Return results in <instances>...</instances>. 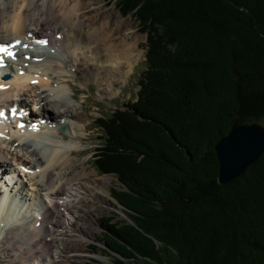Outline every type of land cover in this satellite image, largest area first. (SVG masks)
I'll return each instance as SVG.
<instances>
[{
	"label": "trees",
	"instance_id": "16d2710c",
	"mask_svg": "<svg viewBox=\"0 0 264 264\" xmlns=\"http://www.w3.org/2000/svg\"><path fill=\"white\" fill-rule=\"evenodd\" d=\"M106 1L147 36L136 99L97 120L133 222L104 220L110 264H264V154L220 186L214 151L264 120V0Z\"/></svg>",
	"mask_w": 264,
	"mask_h": 264
},
{
	"label": "bare ground",
	"instance_id": "6f19581e",
	"mask_svg": "<svg viewBox=\"0 0 264 264\" xmlns=\"http://www.w3.org/2000/svg\"><path fill=\"white\" fill-rule=\"evenodd\" d=\"M101 6L89 0H0V45L10 46L17 39L25 49L23 53V50L14 52L22 59L20 64L10 66L13 78L7 82L8 89L0 91V110L15 105L14 97L19 99L18 106L29 108L24 97L27 89L35 88V91L31 90L34 96L31 104L34 113H38L36 121L44 117L75 132L67 134L68 138L66 136L63 140L56 136L60 133H51L43 127L18 130L16 124L14 128L8 123L0 124V143L10 150L14 144L33 158L27 162L23 156L11 155L16 165L30 172L23 175L17 168L9 171L13 170L18 179L28 182L29 190L40 195L44 207L42 214L34 212L22 224L13 223L7 234L0 237V246L5 247L0 253L3 264H73L72 261L77 264L78 260L86 257L81 251L82 240L77 239L93 237V230L79 225L82 220L78 219V213L88 215L91 212L84 205L98 198L100 190L104 191L103 179L91 178L84 167L79 171L76 165L87 151L85 148L77 150L76 144H84L91 138L87 133L90 124L83 121L87 120L92 102L86 97L77 105L75 97L78 95L66 93L62 83L72 72L84 85L100 80L101 92L114 97L120 93L119 86L131 74L139 54L137 40L134 39L136 33H127L126 22L106 15ZM38 40L46 41L47 46L37 43ZM31 43L36 48L31 49ZM51 51L57 63L37 65L24 59L29 53L31 58L39 59ZM68 83L64 81L70 92L78 93ZM56 96L61 99L56 100ZM51 114H57L59 118H51ZM78 127L81 128L80 134L76 136ZM3 155L0 154V172L10 164ZM75 172L78 173L75 175ZM14 173L8 181L14 192L8 190L9 186L5 189L7 185L3 181L0 185V224L5 226L9 223L3 216L6 205H9V214L15 212V202L18 205L24 203L28 196L18 179L12 181L16 178ZM109 179V176L104 177V181ZM61 219L65 221L64 226ZM59 226L61 230L56 229ZM51 250L54 256L48 253Z\"/></svg>",
	"mask_w": 264,
	"mask_h": 264
},
{
	"label": "rangeland",
	"instance_id": "374dc122",
	"mask_svg": "<svg viewBox=\"0 0 264 264\" xmlns=\"http://www.w3.org/2000/svg\"><path fill=\"white\" fill-rule=\"evenodd\" d=\"M50 2H53V0H50ZM89 2L96 3L99 5L101 4L102 12H104L106 15H109L110 17H119L121 20L126 22L128 28H126L127 30L125 31L127 33H133V32L136 33L134 35V39L137 40L136 42L137 43V53H139L137 62L133 63V69H132L131 74L126 79V81L123 82L124 84H121L119 86V88H121V91L118 95H115L114 97L109 96L106 92H101V89H103V87L98 86L99 84H101L100 80H97L95 82H89L87 85H84V84H81L79 81H77L78 76H76L75 73L72 74V72H69L67 74V77L64 80L61 79V81L63 80L62 85L66 93L72 96L78 95V97H75V99L78 100V101H75L77 105L81 99H85L86 97H87V100L92 102L91 109H89L87 112V120L83 121V123L90 124V131H88L87 133L91 134V138L89 140L87 139L86 142H84V144H81V145L76 144L77 150L79 149L81 150L82 148L87 149V151L80 157V160H79L80 162H78L76 165L79 171L84 167L91 178L93 177V179H96V178L103 179L102 186L105 191L104 192L100 190L98 198H94L93 199L94 201H90L89 204L84 205V207H87V209L91 211L88 214L89 216L80 211L78 213V215L80 216V218L78 219L82 220L78 222L79 225H82V227H84V229L86 230H93V233H92L93 237L77 239V240H82L81 241V245H82L81 251H83L86 256L82 258V260H78L77 264H90L91 262H97L100 264H110V262L112 261V256L107 255L106 252L104 251L105 247H104V236L103 235L105 234L106 229H104L103 222L104 220H109L108 222L112 224V226H114L115 224H118L119 222H123V221H127L128 223H130V219L126 217L124 210L119 206V204H117V202L109 196V193L111 192V190L112 191L120 190L121 188L120 182H118V180L115 177H113V175H107L110 177V179L109 181L108 180L104 181V177H107V176L100 175L95 170L94 163H93L94 153H95L96 146L99 142L98 137L102 135L100 130L97 128L96 123H97V120L100 119L101 117H105V118L108 117L116 109H120V108L123 109L128 102H132L133 100L136 99L137 92L139 89V81L141 79V74L143 72V69L145 68L144 55H145V45L147 44L146 43L147 36L146 34L142 33L141 30H139L138 28L139 23L135 21V19L131 15H127V16L125 15L124 17L119 15L120 13L116 9L115 4L113 2L109 3L106 0H89ZM4 42H7V41H4ZM20 59H22V57ZM56 60L57 59L55 56L46 54V56L42 59L43 61L42 64L43 63L49 64L50 62L57 63ZM64 81H65V84H67L69 81L68 85H71L75 89L76 92L78 91V93H74V91L70 92L69 88L65 86ZM33 85L37 86V84H33ZM31 90L35 91L36 89L35 88L29 89V90L27 89L28 93L25 94L26 97L24 98H25L26 104H29L30 109L34 110L31 104V101L33 102L34 100L33 99L34 96H32ZM50 96H52V94ZM55 98L56 100L61 99L60 96H56ZM12 99L15 103L16 101L15 97ZM55 109L57 111L59 110L56 108V106H55ZM45 117L47 116L45 115ZM50 117L59 118L57 114L55 116L54 114L53 115L51 114ZM252 123H255V122H252ZM252 123L250 122L247 124H252ZM257 123L264 126V120L257 122ZM80 129L81 128L78 127V129L76 130L77 132V134H75L76 136L80 134ZM69 133H75V132L65 127V130L62 133L64 134V136L61 135V133L56 136L64 140L66 139V136L68 138L67 134ZM85 135L87 136L86 133H84V136ZM13 146L10 150L8 146L0 143V151H1L0 154L2 155L4 154L3 156H6L8 162L11 164V166L9 164L7 167L5 166V169L1 170V171H4L2 172L3 174L5 172H6L5 174L10 173L8 172L10 168H17L16 163H14L11 160V157H12L11 155L13 154H18L20 156H23L27 160V162L33 160L30 154L27 153L24 149L21 150L20 147H16L14 144ZM77 173L78 172H75L74 174L76 175ZM100 176H103V177H100ZM3 179L4 177H1L0 185L2 184ZM24 181H25L24 182L25 190H27L28 192L27 200L24 203H19V205H18V202H15L17 204L15 211L19 213L15 217L14 220H18V219L21 220L23 218L25 219L26 217H28L29 215L35 212L34 209H37L36 208L37 205L39 208L43 207V203H42V200L40 199V195H38L36 192L33 193L31 190H29L30 187H29L28 182L26 180ZM20 213H22L21 216H20ZM64 216H66V214ZM60 223H62L63 224L62 226H64L65 224L64 219H61ZM56 229L61 230L60 226L57 227ZM94 244L97 245L96 250H94L92 247L94 246ZM4 248H5L4 246H0V253L4 252L5 250ZM48 253L49 254L51 253V255L53 256L55 255L53 250L49 251ZM71 263L76 264V262L74 261H72ZM0 264H3L1 259H0Z\"/></svg>",
	"mask_w": 264,
	"mask_h": 264
},
{
	"label": "water",
	"instance_id": "95a60500",
	"mask_svg": "<svg viewBox=\"0 0 264 264\" xmlns=\"http://www.w3.org/2000/svg\"><path fill=\"white\" fill-rule=\"evenodd\" d=\"M214 151L218 163L216 181L223 186L240 177L264 153V126L234 125L215 143Z\"/></svg>",
	"mask_w": 264,
	"mask_h": 264
},
{
	"label": "snow or ice",
	"instance_id": "6c2138e0",
	"mask_svg": "<svg viewBox=\"0 0 264 264\" xmlns=\"http://www.w3.org/2000/svg\"><path fill=\"white\" fill-rule=\"evenodd\" d=\"M16 43L18 44L19 41H17ZM37 43L44 44V43H46V41L38 40ZM0 53H4V54H6L9 57H13L14 58V53L9 50V46H7V45H0ZM2 64H3L2 57H0V66H2ZM33 83H35V81H33ZM12 114L13 115L16 114V110L15 109H12ZM0 116H3V112L2 111H0ZM18 126L19 127H23L22 124L18 125ZM25 170H27V169H25Z\"/></svg>",
	"mask_w": 264,
	"mask_h": 264
}]
</instances>
